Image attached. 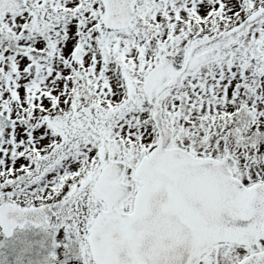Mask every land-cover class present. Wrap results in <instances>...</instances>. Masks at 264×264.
I'll use <instances>...</instances> for the list:
<instances>
[{
	"label": "snow or ice",
	"instance_id": "1",
	"mask_svg": "<svg viewBox=\"0 0 264 264\" xmlns=\"http://www.w3.org/2000/svg\"><path fill=\"white\" fill-rule=\"evenodd\" d=\"M0 264H264V0H0Z\"/></svg>",
	"mask_w": 264,
	"mask_h": 264
}]
</instances>
